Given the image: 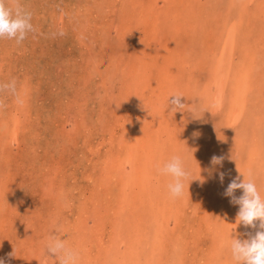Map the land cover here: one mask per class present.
Segmentation results:
<instances>
[{
	"label": "rangeland",
	"instance_id": "obj_1",
	"mask_svg": "<svg viewBox=\"0 0 264 264\" xmlns=\"http://www.w3.org/2000/svg\"><path fill=\"white\" fill-rule=\"evenodd\" d=\"M18 2L35 30L0 38V84L23 100L0 92V258L57 264L55 234L79 264H232L209 209L239 168L264 195V0ZM176 154L178 199L157 171Z\"/></svg>",
	"mask_w": 264,
	"mask_h": 264
},
{
	"label": "clouds",
	"instance_id": "obj_2",
	"mask_svg": "<svg viewBox=\"0 0 264 264\" xmlns=\"http://www.w3.org/2000/svg\"><path fill=\"white\" fill-rule=\"evenodd\" d=\"M31 20L32 14L26 11L18 0H12L11 6L6 3V0H0V38L14 39L17 44H21L28 33L35 30ZM3 91L13 94L18 104L23 103L22 98L16 93L15 80L7 84H0V92ZM182 97H184L182 94L170 97V112H183L186 104L181 102ZM193 135L199 134L194 133ZM224 159V156L213 155L210 163L213 168L215 166L223 167ZM157 171L162 176L170 177V182L167 185L170 196L177 199L182 198L186 184L191 177L187 157L180 154L173 155L162 167L158 166ZM238 172L242 174L239 169ZM225 175L226 173L223 171L218 173L221 183H223ZM243 177V180L239 175L231 179L223 194L231 198L230 203L239 205L236 225L257 230L255 234L246 233L247 238L243 240L232 235L225 243L233 264H264V195L261 194L255 174L251 170L247 176L243 175ZM237 190H242L240 196H236ZM46 250L49 256L55 257L57 264H79V253L69 247L66 240L59 235L54 234L48 237ZM8 255L15 256V250ZM0 264H6L4 258H0Z\"/></svg>",
	"mask_w": 264,
	"mask_h": 264
},
{
	"label": "bare ground",
	"instance_id": "obj_3",
	"mask_svg": "<svg viewBox=\"0 0 264 264\" xmlns=\"http://www.w3.org/2000/svg\"><path fill=\"white\" fill-rule=\"evenodd\" d=\"M198 1V0H197ZM202 2V1H201ZM200 2V3H201ZM252 2V1H251ZM202 4V3H201ZM201 4H200V6H201ZM187 5V4H186ZM194 5V4H193ZM203 5V4H202ZM218 5V4H217ZM246 5V4H245ZM195 7V6H194ZM197 7V6H196ZM247 7V6H246ZM184 8V7H183ZM192 9V8H191ZM190 9V10H191ZM185 12V11H184ZM179 13V12H178ZM211 14V13H210ZM165 16V15H164ZM166 17V16H165ZM164 17V18H165ZM220 17V16H219ZM218 17V18H219ZM221 18V17H220ZM166 19V18H165ZM227 19V18H226ZM158 20V19H157ZM158 22V21H157ZM154 25V24H153ZM157 28V27H156ZM218 28V27H217ZM180 32V31H179ZM248 32V31H247ZM186 36V35H185ZM184 36V37H185ZM234 36H235V39H237V37H238V35H236V33H235V31H234ZM249 36V35H248ZM161 37V36H160ZM166 37V36H165ZM188 37V36H187ZM179 39V38H178ZM191 39V38H190ZM174 40V39H173ZM169 41V40H168ZM246 48V47H245ZM260 49H261V47H260ZM167 51V50H166ZM162 54H164V53H162ZM166 55V54H165ZM163 56V55H162ZM144 63V62H143ZM156 63H157V61H156ZM145 64V63H144ZM140 65V64H139ZM205 65V64H204ZM146 67V66H145ZM135 70V69H134ZM149 72V71H148ZM189 75V74H188ZM224 76H225V74H222V76H221V79H223V80H221L220 81V77L219 78H216L217 79V81H220V82H222V85L224 84V81H225V79H224ZM154 77V76H153ZM189 77V76H188ZM191 77V76H190ZM139 80V79H138ZM165 80V79H164ZM189 80H190V78H189ZM252 81V80H251ZM142 83V82H141ZM152 83V82H151ZM253 83V81L251 82V85H253L252 84ZM156 84V83H155ZM192 84V83H191ZM217 84V83H216ZM225 85V84H224ZM154 86V85H153ZM216 86V85H215ZM222 87V86H221ZM152 88V87H151ZM220 88V87H219ZM218 88V89H219ZM153 91V90H152ZM219 91V93H218V97L217 96H215V98H216V100H214L213 98H211V100L212 101H215L216 102V110L217 111H219V109L222 107V101H223V98H222V92H223V88H221L220 90H218ZM178 92V91H177ZM258 92H260V91H258ZM221 94V95H220ZM215 95H217V93H215ZM220 95V96H219ZM213 97V96H212ZM243 98V97H242ZM194 101V100H193ZM259 102V101H258ZM163 105V104H162ZM207 109V108H206ZM162 110V109H161ZM214 112H215V109L213 110ZM237 114V113H236ZM157 115V114H156ZM235 115V114H234ZM232 116V118L234 117V120L237 118V116L239 117V114H237V115H235V116ZM176 116V115H175ZM201 116V115H200ZM158 118V117H157ZM232 118H229L228 120V122L231 124V126H233V124H234V122H233V120H232ZM226 121H227V119H226ZM235 121H237V120H235ZM170 123V122H169ZM229 124V125H230ZM157 127V126H156ZM159 128V127H158ZM177 128V127H176ZM178 129V128H177ZM179 131V130H178ZM181 131V130H180ZM179 131V132H180ZM14 132H16V131H14ZM13 141H14V139H13ZM16 141V140H15ZM187 143H189V142H187ZM242 148V147H241ZM163 149V148H162ZM196 152V151H195ZM251 152V151H250ZM197 153V152H196ZM252 153V152H251ZM260 154H256V153H252V160H251V162H252V164L254 165L255 164V162H258L257 161V159H258V157L256 158V156H259ZM241 156H242V154H241ZM236 159H238V157H236ZM111 161V160H110ZM106 164V163H105ZM254 169H255V167H253ZM240 169V168H239ZM242 170H244V169H242ZM242 174L243 175H245V176H247V174L245 173V172H242ZM242 174H236L235 173V175H233L232 176V178H230L229 180H228V183H227V186H228V184L230 183V181H231V179H233V178H235L236 176H240V178H241V180H243V175ZM257 183V182H256ZM257 185H258V188H260V186H259V184L257 183ZM220 187V186H219ZM215 190V189H214ZM222 192L223 191H221V192H218V193H220V198H223V195H222ZM214 193V192H213ZM242 194V190H237L236 191V196H240ZM226 199H228V202H229V206H224L223 204H222V200L220 201V203L219 204H217V200H219V197L218 198H214V203H212L213 205H215V206H213L212 205V208L211 209H209V211H211L212 209H214L215 208V211H214V213H213V215L211 214V215H209L210 217V220L211 221H214V223L215 224H217V225H215V227H218L219 229H221V231L219 230V232H221L222 233V235H220L219 236V238H220V240L223 242V243H225L228 239H230V237L233 235V237H236V238H240V239H246L247 238V236L245 235L246 233H252V234H255V230L254 229H252L251 227H245V226H243V225H236V216H237V213H238V211H239V205H233L232 203H230V200H231V198L230 197H226ZM225 202H227V201H225ZM231 204V205H230ZM219 225V226H218ZM221 227V228H220ZM235 228H236V230H235ZM122 235V234H121ZM82 236H83V233H82ZM162 239H164V238H162ZM68 241V240H67ZM220 241V242H221ZM69 243V242H68ZM216 243H217V241H216ZM226 244V243H225ZM213 246H215L214 244H213ZM218 248L217 247H215V250L217 251L216 253V255H218L219 254V250H217ZM167 257V256H166ZM212 257V256H211ZM215 258V257H214ZM230 262H232V264H233V261H232V259H231V261Z\"/></svg>",
	"mask_w": 264,
	"mask_h": 264
}]
</instances>
